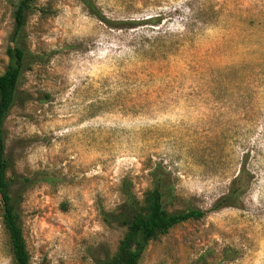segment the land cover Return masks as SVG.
<instances>
[{"label":"rangeland","instance_id":"obj_1","mask_svg":"<svg viewBox=\"0 0 264 264\" xmlns=\"http://www.w3.org/2000/svg\"><path fill=\"white\" fill-rule=\"evenodd\" d=\"M39 0L27 25L41 62L5 123L31 264H101L123 236L100 211L161 163L178 209L206 216L150 244L140 264H264V0ZM0 0V74L13 10ZM155 19L161 24L153 25ZM167 37V38H166ZM158 38L159 40L158 46ZM239 207L216 210L233 183ZM0 264H12L2 228Z\"/></svg>","mask_w":264,"mask_h":264},{"label":"trees","instance_id":"obj_2","mask_svg":"<svg viewBox=\"0 0 264 264\" xmlns=\"http://www.w3.org/2000/svg\"><path fill=\"white\" fill-rule=\"evenodd\" d=\"M39 0H19L13 10V30L9 36L7 49L8 65L0 74V205L2 228L12 264H31V256L22 226L21 202L32 180H26L16 187L10 176L7 159L5 123L10 111L18 100H24L20 92L21 80L25 72L41 62L42 58L31 51L28 45L27 25L29 17ZM95 18L111 28L124 25L106 19L93 0H78ZM155 26L160 19L152 21ZM167 38V37H166ZM159 40L158 38V46ZM149 188L140 198L134 192L131 180H123L120 185L121 203L113 210H101V220L108 228H121L123 236L115 252L101 264H140L151 243L167 236L174 228L192 221L202 220L206 213L200 209L186 207L178 209L179 194L171 175L161 163L148 169ZM231 193L215 205V209L239 207L244 194V186L235 183Z\"/></svg>","mask_w":264,"mask_h":264}]
</instances>
